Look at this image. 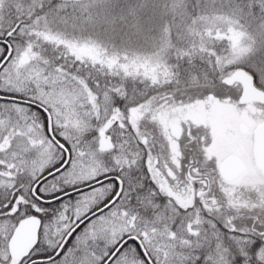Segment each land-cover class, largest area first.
<instances>
[{"label":"snow or ice","instance_id":"1","mask_svg":"<svg viewBox=\"0 0 264 264\" xmlns=\"http://www.w3.org/2000/svg\"><path fill=\"white\" fill-rule=\"evenodd\" d=\"M0 264H264V0H0Z\"/></svg>","mask_w":264,"mask_h":264}]
</instances>
